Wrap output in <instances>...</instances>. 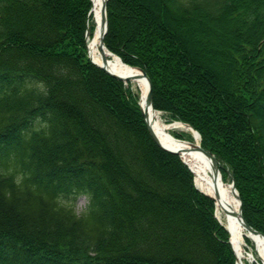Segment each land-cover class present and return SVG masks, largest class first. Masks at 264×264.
<instances>
[{"label": "trees", "instance_id": "obj_1", "mask_svg": "<svg viewBox=\"0 0 264 264\" xmlns=\"http://www.w3.org/2000/svg\"><path fill=\"white\" fill-rule=\"evenodd\" d=\"M91 5L0 0V264H235L139 95L90 61ZM107 16V48L147 72L168 121L200 132L264 233V0H109ZM181 25L217 39L223 76Z\"/></svg>", "mask_w": 264, "mask_h": 264}, {"label": "bare ground", "instance_id": "obj_2", "mask_svg": "<svg viewBox=\"0 0 264 264\" xmlns=\"http://www.w3.org/2000/svg\"><path fill=\"white\" fill-rule=\"evenodd\" d=\"M103 2L104 0H92L94 30L88 38L91 57H93L97 63L101 64L102 51H105L110 60L109 65L113 72L121 75H140L139 78L132 79V82L126 81V84L132 85L133 88L139 90L144 109L148 112L150 124L164 145L173 149L188 145L187 142L175 139L176 137L172 134L173 129L189 131L193 134V141L199 142L200 137L188 125L183 122H175L174 124L168 125V123L163 120L160 111L147 105L149 84L148 80L142 75L139 69L126 65L117 55L110 53L106 47L101 46L102 33L104 31L103 15L101 11ZM182 157L187 161L185 164L190 165L193 169L192 173L194 175V180H196L200 190L214 196L215 186L218 187L220 200L218 198L215 199L216 215L221 223L225 225L228 233H230V239L238 259L237 264L264 263V237L255 235L245 229L240 215V198L233 191L231 184L224 181L222 171L219 169L218 179L217 182H215L213 176L214 161L211 158L198 150L185 153ZM226 208L232 210L233 213H226ZM246 237L252 239L254 242L253 251L246 250Z\"/></svg>", "mask_w": 264, "mask_h": 264}, {"label": "water", "instance_id": "obj_3", "mask_svg": "<svg viewBox=\"0 0 264 264\" xmlns=\"http://www.w3.org/2000/svg\"><path fill=\"white\" fill-rule=\"evenodd\" d=\"M107 1L108 0H104L103 2V5H102V8H101V11H102V15H103V26H104V31L102 33V39H101V46L104 47L105 44H104V37L107 33V29H108V21H107ZM93 10V5L91 7V10H90V13L92 12ZM89 13V14H90ZM87 47H88V52H89V57L91 59V61L93 63H95L96 65L100 66L103 70H105L108 74L112 75L113 77L117 78V79H120V80H131V79H135V78H139L140 75H121V74H118L116 72H113L111 70V67L109 65V62L110 60L107 58V55L105 53V51H102V63L99 64L97 63L96 61L93 60V58L91 57L90 55V50H89V44H87ZM141 72H142V75L148 80V84H149V91H148V95H147V105L149 106H152L154 107L153 105V94H152V82H151V79L149 78L148 74L146 73V71H144L143 69H140L138 68ZM141 74V73H140ZM141 110H142V115H143V118H144V121L147 125V128L152 136V138L154 139V141L160 146L162 147L164 150L168 151V152H171V153H174V154H178L180 155L181 157L185 154V153H190L192 150H198V151H201L203 152L206 156H208L209 158H211L213 161H214V167H213V176L215 178V182H217V179H218V175H219V162L217 160V158L214 156L213 153H211L210 151L206 150L205 148H203L201 146L200 143H197V142H193V141H187V140H182V141H185L188 143L187 146H183V147H178L176 149H173V148H169L167 147L166 145H164L161 141V139L159 138V136L157 135V133L153 130L151 124H150V121L148 119V112L144 109V107L141 105ZM171 125V124H169ZM190 126V125H189ZM191 127V126H190ZM198 135H200L197 131H195ZM177 140H180V139H177ZM181 141V140H180ZM183 162L184 163H187L186 159L185 158H182ZM189 169H191V171H193V169L191 168L190 165H188ZM195 185L196 187L199 189L197 183H196V180H195ZM232 189L233 191L236 193V195L240 198L239 196V193L236 189V186H235V182L234 180L232 181ZM200 190V189H199ZM202 191V190H201ZM204 194H206L207 196L211 197L213 200L215 199H219L220 200V193H219V189L218 187L215 186V189H214V196L212 195H209L207 192L205 191H202ZM226 213H233L232 210L230 209H225ZM240 215H241V218H242V221H243V224H244V227L246 230H248L249 232L255 234V235H258V236H263L264 237V233L255 229L254 227H252L248 222L247 220L244 218V216L242 215V202H241V199H240ZM231 242V241H230ZM232 243V242H231Z\"/></svg>", "mask_w": 264, "mask_h": 264}, {"label": "rangeland", "instance_id": "obj_4", "mask_svg": "<svg viewBox=\"0 0 264 264\" xmlns=\"http://www.w3.org/2000/svg\"><path fill=\"white\" fill-rule=\"evenodd\" d=\"M108 2H109V0L107 1V4H108ZM91 4H92V1H91ZM91 13H90V16H88L89 19H88V22H87L86 32H85V36H84L85 37V41L89 38V35H91L92 34V31L94 30L93 15ZM232 27H234V25H232ZM181 28H183V29L186 28V29L190 30L189 31V34H192L194 37H196L198 40L201 41L202 45H199V50H200V53L202 55L200 56L198 54L196 56L199 57V58H201V59H203L205 62L207 61L209 63H213L215 65V68H216L215 69V72L217 71L218 74H220L221 76H223V74H225L224 73L225 72V65H226L225 62L221 58L217 57V55L214 54L213 51H209L208 48H207V45H206V41H208V42L210 41V42L214 43V45L216 46L215 41L217 39L212 34H210L209 32H207V31H203L202 32V31H199L198 29H196L194 27L190 28V27H188L186 25H181ZM88 32H89V34H88ZM86 43H87V41H86ZM223 45H224V43H223ZM86 50H87V47H86ZM212 72H214V69L212 70ZM131 87H132V89H133V91L135 93H137L138 95H140V92H139L138 89L133 88L132 85H131ZM140 97H141V95L139 96V98ZM161 113H162V116H163V120L165 122H167L166 121L165 113L164 112H161ZM167 123H169V122H167ZM174 131H176L177 133L181 134V136L178 137V138L188 139V140L189 139H192L191 132H189V131H185V130H172V132H174ZM218 161H219V159H218ZM223 179H224V181H226L228 183H231L232 182V177L230 175H228V176H225L224 175ZM86 204H87V198L84 195H81L76 200V206H75V208H76V210L78 212H81L85 208ZM249 239L250 238H247L246 239V246H245V248H246L247 251H250V250L253 251L254 250V242L252 241V239H250V240ZM235 264H236V261H235ZM257 264H262V262L257 263Z\"/></svg>", "mask_w": 264, "mask_h": 264}]
</instances>
